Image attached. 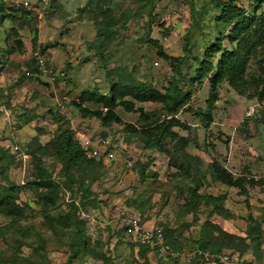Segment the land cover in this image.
I'll use <instances>...</instances> for the list:
<instances>
[{
    "label": "rangeland",
    "instance_id": "374dc122",
    "mask_svg": "<svg viewBox=\"0 0 264 264\" xmlns=\"http://www.w3.org/2000/svg\"><path fill=\"white\" fill-rule=\"evenodd\" d=\"M24 1L39 2L0 0V198L14 195L24 209L20 217L0 209V264H223L224 255L229 264H254L253 250L240 256L236 249L243 246L226 234L244 235L249 215L264 227V193L250 190L244 215L227 220L237 231L203 199L222 192L210 176L214 161L264 178V102L240 96L223 82L211 107L208 80L191 82L196 60L220 31L223 46L233 47L228 28L216 29L211 21V0H152L144 10L141 0H91L85 12L83 0H49L40 19L18 4ZM236 1L249 9L255 0ZM187 37L191 52L180 66L158 55L161 45L169 58L182 59ZM38 47L55 79L40 75ZM256 55L249 59V81L264 77ZM210 60L217 63L218 57ZM31 69L34 78L26 75ZM122 77L161 92L178 85L192 98L172 111L161 103L137 102L133 112L120 106L121 122L108 126L81 115L78 103L103 109L81 102L84 92L108 95ZM173 117L182 121L183 127L172 130L182 140L164 132ZM80 135L105 141L102 152H113L114 159L83 155L65 166L62 146L69 137L77 143ZM146 139L162 151L148 148ZM19 145L30 149L29 160L20 158ZM234 152L239 162L228 159ZM190 153L203 164L193 163ZM130 219L164 228L170 254L135 245L126 233Z\"/></svg>",
    "mask_w": 264,
    "mask_h": 264
},
{
    "label": "trees",
    "instance_id": "16d2710c",
    "mask_svg": "<svg viewBox=\"0 0 264 264\" xmlns=\"http://www.w3.org/2000/svg\"><path fill=\"white\" fill-rule=\"evenodd\" d=\"M41 1L42 0H39V2ZM141 1L142 4L139 9L144 10L152 0ZM39 2H36L35 4ZM211 2L213 4L212 10H214L211 21L215 22L216 29H220L221 26L228 28L229 37H227V39L233 47L232 50H228L223 46L222 39L225 34L220 31L217 36V40L210 47L205 49L204 58L199 62L196 60L198 68L195 71L196 76L191 79V82L195 84L208 80L211 86L209 92L210 99L208 102L211 107H213L214 99L219 95V86L223 82H227L228 85L240 96L264 102V77L253 78L250 81L246 79L249 59L252 55L257 54L256 57L259 60L258 62L264 71V0H255L252 3L253 6H250L249 9L239 5L236 0H211ZM50 6L51 4L47 7V9H49ZM90 6L91 0H89L86 6L81 9V12H85V10ZM47 9L45 10L43 16L46 14ZM24 11L28 15L40 19L37 15H34L25 9ZM207 14L211 15V11L206 10V15ZM107 31L108 33L110 32V27L107 28ZM99 36L100 33L97 34V38H99ZM155 44L157 46L159 45L158 43ZM188 44L189 39L187 37L186 45L184 47L185 55L182 59L169 58L165 53H163L161 45L158 46V55L161 58L170 60L172 64H174V62H179L178 66H180L184 63L186 55H190L191 51ZM38 49H40V47H38L35 51ZM258 50H261V52L258 53ZM215 56L218 57L217 63L210 60ZM28 72H32L34 76L29 77L27 75ZM39 72L40 75L45 76L40 70ZM26 75L29 78H34L36 76V72L34 69L27 70ZM53 78L55 79L56 76H53ZM249 89L251 92L247 95L245 91ZM191 98L192 93H184V90L178 85H174V88L171 91L167 90L165 92H161L148 82L139 81L129 77H122L112 85L110 94L108 95L101 93L99 90H89L82 94L81 102L84 104L89 103L92 105H100L103 108L102 110H93L83 106L81 103H78L77 107L83 117L97 118L103 126H108L121 122V118L117 113V109L120 106L124 107V109L129 112H133L136 109L135 104L137 102L161 103L172 111L175 108H179L183 104L188 103ZM207 121L206 127H209L210 122L212 121L211 119H208ZM176 127H183V124L179 118L173 117L167 123L164 132L173 137H180L179 140H182L179 133H173L172 131ZM184 129L189 130L187 127H184ZM71 139L69 137L62 146V148L66 150V152L61 156V161L65 166L69 165L68 161H75L81 158V156L83 157V155L90 160L102 162V158L96 159L88 157L85 150L82 148L80 141L78 140V142L75 143ZM183 141V146L186 147V145H189L187 139H183ZM146 146L148 148L155 149L156 151H162V147L157 141L146 139ZM190 154L192 156L191 159L193 163H197L199 165L203 164L204 160L202 157L192 153ZM211 168L210 176L214 183H219L228 188L236 189L238 191V195L245 197L246 200L249 197L250 190L259 188L261 192H264V178H258L256 175H250L247 168H244L240 171V173L235 174L232 172L233 170L228 169L218 160L212 163ZM205 178V175H203V179L201 178V181L204 182ZM201 181L196 180L197 185L194 190L195 194H199ZM39 186L44 187L46 184H41ZM83 191L87 193V197L91 196V193L87 188H83ZM203 199H205L207 203L211 202L214 205L213 212L224 214L225 220L233 218L234 215L225 206L228 199L227 193H223L215 197L205 196ZM0 209L8 216L20 217L24 215V209L21 205L17 204L14 195L1 197ZM258 219L259 218H256L253 215L248 216L246 232L242 236L231 233L226 234L238 245L243 246L236 249V252H238L240 256L244 257L250 250H253L255 255L258 253L263 254L261 247L263 245L262 236L264 235V231ZM256 220L258 222H256ZM159 228L163 229L165 244L170 247V250L166 254H170L171 244L167 240L165 229L162 227ZM81 238L80 234L77 235L76 242L80 244ZM131 241L139 247H151L150 245H141L133 240Z\"/></svg>",
    "mask_w": 264,
    "mask_h": 264
},
{
    "label": "built area",
    "instance_id": "2783aa9c",
    "mask_svg": "<svg viewBox=\"0 0 264 264\" xmlns=\"http://www.w3.org/2000/svg\"><path fill=\"white\" fill-rule=\"evenodd\" d=\"M48 1L49 0H42L37 4L31 3L29 1H24L18 4L21 5L26 11L41 18L43 17V14L48 7ZM34 58L36 60L39 70L45 76H50L52 74V71L49 69L48 59L44 54H42L40 49L34 52ZM27 75L29 77L34 76L32 72H28ZM79 141L88 157L100 159L105 156L108 160L114 159L113 152H102V146L106 145L105 141H102L101 139H94L92 136H82L81 138V135ZM16 150L19 151L21 159L25 161L30 159L29 148L25 145L17 146ZM126 233L131 240L141 245H150L153 247H158L160 251L164 253H167L170 250L169 245L165 244L163 229L159 227H147L146 225H143L139 220L130 219L126 227ZM206 257L208 258V255H206ZM220 261L223 264H229L231 262L230 258L225 255L220 257Z\"/></svg>",
    "mask_w": 264,
    "mask_h": 264
},
{
    "label": "crops",
    "instance_id": "0c3cea01",
    "mask_svg": "<svg viewBox=\"0 0 264 264\" xmlns=\"http://www.w3.org/2000/svg\"><path fill=\"white\" fill-rule=\"evenodd\" d=\"M88 1L89 0H83V1H81V6H82V8H84L85 6H86V4L88 3ZM63 2V1H62ZM67 2V1H66ZM66 2H64V4L66 3ZM233 152V151H232ZM192 154H194V153H192ZM196 154V153H195ZM233 155H234V157H233ZM228 156H229V160L230 161H233V162H239V156L237 155V153L236 152H234V153H231V155H230V153H228ZM231 156V157H230ZM235 156H237V159H235ZM220 162H221V160H219ZM222 163V162H221ZM223 165H225L226 167H227V164H225L224 162L222 163ZM238 164H240V163H238ZM238 167H239V165H237ZM228 168V167H227ZM229 169V168H228ZM233 173H235V174H237L239 171H238V169H235V170H233L232 171ZM216 184H218V187L219 188H221V190H222V192H220V194H223V193H227L228 194V199H227V201H226V208L229 210V211H231V213L234 215V219L233 220H231L232 222H234L235 221V219L238 221V220H240V217H242L244 214V211H243V209H245V204H246V198L245 197H243V196H239L238 195V191L236 190V189H232V188H228V187H226V186H224V185H222V184H219V183H216ZM217 187V188H218ZM262 193H264V192H262ZM225 221H227V220H224V222ZM228 222L229 221H227V222H225V224H226V227L228 228V229H231V230H235V231H237V230H239V228H237L235 225H228ZM243 223H245V222H243ZM246 224V223H245ZM244 227H245V225H243ZM243 227V228H244ZM242 228V229H243ZM264 228V227H263ZM262 250L264 251V244L262 245ZM253 260H255V261H253L254 262V264H264V254H260V253H258L257 255H255V257H253Z\"/></svg>",
    "mask_w": 264,
    "mask_h": 264
}]
</instances>
